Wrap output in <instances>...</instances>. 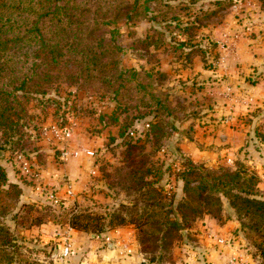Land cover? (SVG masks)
<instances>
[{
  "label": "rangeland",
  "instance_id": "rangeland-1",
  "mask_svg": "<svg viewBox=\"0 0 264 264\" xmlns=\"http://www.w3.org/2000/svg\"><path fill=\"white\" fill-rule=\"evenodd\" d=\"M77 1L91 7L83 18L85 25H93L101 15H106V11L109 16L115 19L110 22L111 24L105 28L102 26L103 28L95 33V35L102 33L105 37L103 45L106 49L105 58L108 61L107 66L102 70L105 72L101 74L92 72V76L83 73L74 85H70L68 82L74 80L65 79L67 73L62 70L60 65L52 70H45L46 73H51L54 76L48 83L44 82L43 84L49 96L62 105L61 109H72V111L66 115V120L55 119L52 115L54 107L43 110L35 100L23 102L27 108L26 118L29 117L31 121L30 131L27 132L23 129L22 143L18 145L11 143L5 153L1 151L0 164L5 168L7 177L10 178V174H13L16 182H19L22 187L23 184L26 185V182L17 177L13 161L16 152H20L19 148H23L24 153L33 158L38 165L42 164L49 152L48 149H52L51 145L47 143L56 141L49 134L46 135L48 126L53 122L63 120L67 123L68 117L80 116L87 120L83 131L86 134L98 130L105 132L102 144L96 146L95 149L99 167L104 169L100 177L103 179L105 193L109 195V199L104 203L82 200L78 207L73 202L72 205L77 210L91 213L90 215L93 217L99 216L105 219L111 212L110 207L114 203H120L122 207L115 211L116 215L113 216V221L119 222L118 214L126 220L135 222L142 251L157 264H169L175 258H180L183 253H186L184 246L188 243L191 235L189 229L193 228L204 214L214 218L207 210L214 211L221 208L220 218L214 219L219 223H224L227 220L235 221L237 223L235 232L247 246V252L251 254L253 264H261L258 245L263 241V233L253 229L252 220L247 217L242 218L243 226H241V222L235 215L236 211L223 205L225 197L215 190L219 187H212L214 188L212 191L209 180H206L208 184L202 182L201 173L219 167L208 168L197 164L196 166L202 168L198 167L195 173L191 174L188 164L191 160L183 155L179 145L182 138L177 135L179 131L180 134H184L186 138L190 139L187 126L182 127L180 124L184 115H188L190 112L186 111L185 101L180 99L176 109L167 110L174 114L172 118H176L175 121L169 119L170 116L166 118L165 122H162L161 132L156 136L151 131H139L144 135L142 138L134 137V142H136L134 146H132L133 144H124L119 136L118 128L122 123L124 113H119L121 119L117 124L111 120L108 112L97 116V111H103L101 109H117L118 102L120 104L118 109L123 108V105H136L139 100H142V86H146L148 90L154 91L156 95L164 99V94L158 85H168L170 74L181 73L186 66L184 64L191 60V41L203 38L199 34L202 25L216 28L220 18L223 19L224 14L231 11V5L235 0H148L147 2L139 0L132 19L126 18L123 11L124 6L128 7L133 0ZM111 5H118L119 8L113 9L110 7ZM98 9L101 11L95 14L91 13ZM109 16L107 15V17ZM154 16L155 19L152 20L151 17ZM178 18L183 27L176 28L175 19ZM195 35H198L199 38H195ZM210 39L211 46L217 44L215 39ZM162 63L165 65L164 70L160 69ZM131 69L134 71L129 72ZM119 84L121 86L125 84L126 87L119 90L120 94L117 100L112 99L111 93H107L110 91L108 89H111L112 86L117 87ZM178 85L181 84L178 83ZM177 95L180 97L181 94ZM65 102L68 103L65 104ZM128 111L130 116L136 114L133 108H129ZM179 112L182 114H178ZM101 121L102 123H99ZM99 124L102 125L100 129L98 128ZM34 126L36 128L32 131L31 128ZM13 149L16 150L13 151ZM163 164L170 167L171 176L180 181L179 187H184V191H179V198L173 205L171 194L177 189V186L168 189L167 186L152 188V186L143 185L145 182L154 181L156 177L152 176L151 170L163 167L161 166ZM240 166L245 169L244 176L248 177L254 174L259 179V175L254 170L242 163ZM222 167L235 168L230 164ZM181 177L183 180H180ZM163 180L161 183H164ZM259 194L264 199V194ZM207 195L210 198L206 201ZM38 204L42 208L32 206L31 210L21 209L16 219L17 228L12 233L13 246L4 247L0 243V264H51L53 262L50 256L52 247L45 254L41 247L31 246L33 243L31 244L30 238L23 233L25 229L29 228L30 222L41 218H52L53 212L49 210V203L42 200ZM13 206L12 195L0 193V222L4 218L5 225L12 222L7 219L8 217H2L1 213H3V207L11 209ZM187 229L189 232H186V237H183L181 231ZM227 239L230 240L231 245L232 239ZM2 243L4 242L2 241ZM232 255H236V253H232Z\"/></svg>",
  "mask_w": 264,
  "mask_h": 264
},
{
  "label": "crops",
  "instance_id": "crops-1",
  "mask_svg": "<svg viewBox=\"0 0 264 264\" xmlns=\"http://www.w3.org/2000/svg\"><path fill=\"white\" fill-rule=\"evenodd\" d=\"M199 32L203 38L195 35L200 40L191 41V60L184 64L185 68L181 73L170 74L166 87L158 85L169 109H176L178 100L182 99L186 111H190L180 123L187 126L190 139L177 132L182 138L181 151L192 163L208 168L245 164L259 175L258 188L264 194V0H235L216 28L202 25ZM209 39H215L217 44L211 46ZM160 67L164 70V63ZM101 110L97 116L105 112L111 115L115 109ZM173 116L171 113L169 119L175 121ZM67 121L71 136L47 143L52 149H48L44 162L39 163L40 174L63 199L66 188L70 187L73 192L70 202H75L77 207L86 199L107 202L109 195L100 177L99 162L84 152L96 150L105 132L86 134L83 131L87 120L80 116L68 117ZM101 127L99 124L98 128ZM76 149L78 155L62 158L64 151L72 153ZM9 179L16 181L13 174ZM179 182L171 176L165 187H174ZM23 189V202L41 208L38 203L44 199L32 186L23 184ZM28 227L23 233L30 238L31 246L41 247L45 254L52 247L51 264H157L142 251L132 221L97 234L72 227L73 248L65 262L55 252V236L61 224L56 225L47 217L30 222ZM236 227L233 220L219 223L204 214L189 229L186 253L169 264H223L232 253L237 255L235 264H253L247 246L235 232ZM214 233L232 239L231 245L221 247L211 236ZM113 239L127 243L130 255L118 246H110L108 241Z\"/></svg>",
  "mask_w": 264,
  "mask_h": 264
},
{
  "label": "trees",
  "instance_id": "trees-1",
  "mask_svg": "<svg viewBox=\"0 0 264 264\" xmlns=\"http://www.w3.org/2000/svg\"><path fill=\"white\" fill-rule=\"evenodd\" d=\"M147 1L144 0V2ZM138 2L139 0H133L128 7L124 6L123 12L126 18L132 19ZM110 7L119 8L118 5ZM90 8L89 5H84L77 0H0V139H2L0 151L5 153L11 143L17 145L22 143L24 139L22 130L30 131L31 121L29 117L26 118L27 108L23 102L35 100L43 110L54 107L52 115L55 119L66 120V115L72 111V109H61L62 105L49 96L43 84L44 82L48 83L54 76L51 73H46L45 70H52L60 65L62 70L67 73L65 79L74 80L68 82L70 85H74L83 73L92 76V72L96 74L105 72L102 71L108 64L105 58L106 49L103 45L105 37L102 33L100 35H95V33L99 32L100 28H103L102 26L105 28L111 24L110 22L115 19L109 16L106 11V15H101L93 25H85L83 18ZM146 9L149 8L146 7ZM100 11L98 9L91 13L95 14ZM151 18L154 20L155 16ZM175 20L176 28L183 27L179 18ZM132 71L134 69L129 72ZM124 87H126L125 84L123 86L119 84L117 87L112 86L107 93H111V98L117 100L120 94L119 90ZM141 98L142 100H139L136 105H123L121 109H118L120 106L118 102L117 109L113 110L110 115L111 120L117 124L121 119L119 113H124L122 125L120 124L118 128L119 136L124 144L136 145L135 138L129 134L135 124L148 121V131L153 132V135L156 136L162 130V122H165L166 118L171 115L170 111H167L169 107L166 99H161L146 86H142ZM129 108H133L136 114L130 116ZM64 120L59 123L64 125L66 123ZM35 128L36 126L32 127V131ZM15 150L13 149V151ZM19 151L16 153H24L21 147ZM188 164L191 174L195 173L198 167L202 168L192 162ZM161 166L163 167L151 170L152 176L156 177L154 181L145 182L143 185L152 186V188L165 187L172 172L170 167L165 164ZM103 170L100 167L101 173L104 172ZM244 171L245 169L240 165L235 168L219 167L218 169L205 170L201 173L202 182L208 184L206 180H209L211 188L219 187L215 190L225 197L223 205L236 211L235 215L241 222V226H243L242 218L247 217L252 220V228L263 233V241L258 245L260 251L258 256L262 260L261 264H264V199L259 194L261 192L257 186L258 177L254 174L246 177ZM162 180L164 183H161ZM180 180L183 178L181 177ZM143 185L142 187H144ZM176 186L177 189L171 194L172 205L178 200L180 192L184 191V187ZM23 192L21 184L11 181L7 177L5 168L0 164V193L12 195L14 204L11 209L2 208L1 216L8 217L7 219L12 221L5 225L4 218L0 222V243L4 247L13 246L12 233L17 228L16 219L20 210L26 208L31 210L32 206H35L23 202ZM209 198L210 196L207 195L206 201ZM216 200L218 201V199ZM49 206V210L53 212H51L52 218L50 219L56 225L69 224L75 229L95 234L103 233L130 221L118 214L119 222L113 221V216L116 215L115 211L122 207L120 203H114L110 207L111 212L105 219L99 216L93 217L90 215L91 213L82 210L79 211L73 205L53 206L49 204ZM15 209L16 211H14ZM207 211L214 218H220L221 208ZM178 230L180 231L181 228Z\"/></svg>",
  "mask_w": 264,
  "mask_h": 264
},
{
  "label": "built area",
  "instance_id": "built-area-1",
  "mask_svg": "<svg viewBox=\"0 0 264 264\" xmlns=\"http://www.w3.org/2000/svg\"><path fill=\"white\" fill-rule=\"evenodd\" d=\"M149 122H140L135 124L133 128L130 129L129 134L132 137L142 138L144 134H141L139 131H148ZM71 127L67 126V123L61 125L59 122H53L48 126V133L53 140L61 141L65 137L71 136ZM84 152L86 155L95 158L97 156L96 150L93 149H85ZM79 149H76L72 153L70 151H64L62 154V158L67 160L69 157L78 155ZM14 164L17 171V177L22 181L30 184L33 190L45 201L53 206H67L72 205L70 202L71 197L73 196L72 189L67 187L65 190L64 199L57 194V191H54L52 188L48 186L43 180V177L40 174L39 165L37 162L24 153H17L14 158ZM230 162V160L228 159ZM172 188V186L168 187V189ZM169 193V192H168ZM63 225V226H62ZM58 235L55 236L56 242V256L61 262H65L71 255L72 252V237L71 231L72 227L69 224H62ZM215 242L219 244L221 247H228L230 245V240L226 237L218 236L217 234L211 235ZM108 244L110 246H118L123 253L130 255L129 246L127 243H119L115 239L109 240ZM237 255L230 256L223 264H235Z\"/></svg>",
  "mask_w": 264,
  "mask_h": 264
},
{
  "label": "water",
  "instance_id": "water-1",
  "mask_svg": "<svg viewBox=\"0 0 264 264\" xmlns=\"http://www.w3.org/2000/svg\"><path fill=\"white\" fill-rule=\"evenodd\" d=\"M1 155H2V152L0 151V156H1ZM181 233H182L183 237H186V231L183 230V231H181ZM56 250H57V249L55 248V252H56Z\"/></svg>",
  "mask_w": 264,
  "mask_h": 264
}]
</instances>
